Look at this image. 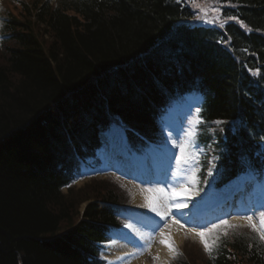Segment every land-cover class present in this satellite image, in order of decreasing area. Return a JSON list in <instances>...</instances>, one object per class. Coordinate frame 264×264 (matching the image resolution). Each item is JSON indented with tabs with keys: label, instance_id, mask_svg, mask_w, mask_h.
Instances as JSON below:
<instances>
[{
	"label": "trees",
	"instance_id": "trees-1",
	"mask_svg": "<svg viewBox=\"0 0 264 264\" xmlns=\"http://www.w3.org/2000/svg\"><path fill=\"white\" fill-rule=\"evenodd\" d=\"M221 1L251 32L237 21L217 32L187 25L176 0L0 1V264L99 263L124 189L61 188L114 120L143 152L160 141L164 108L201 93L199 145L213 121H239L224 136L215 129L219 182L264 167V0ZM224 232L211 254L186 243L173 264H264L249 227Z\"/></svg>",
	"mask_w": 264,
	"mask_h": 264
},
{
	"label": "snow or ice",
	"instance_id": "snow-or-ice-1",
	"mask_svg": "<svg viewBox=\"0 0 264 264\" xmlns=\"http://www.w3.org/2000/svg\"><path fill=\"white\" fill-rule=\"evenodd\" d=\"M188 4L191 5L193 9H197L196 19L202 20L205 23H213L219 24L220 28H223L227 21H237L242 27L246 28L248 31V26L244 24L243 20H240L236 16H229L226 20L221 19V5L217 7L215 4L208 2V0H186ZM219 2V0H217ZM231 39V38H229ZM226 42V41H225ZM246 51V49H245ZM201 111L200 108L196 109V112L199 113ZM196 123H202V121L197 117ZM217 124L224 123L222 121H217ZM191 136H195L196 133H189ZM264 140V137H261ZM172 145L176 148H179V156L176 157L177 165H189L190 162L199 163V152H192L190 149L193 147V144L190 140L177 142V140H172ZM196 171L198 169H193L192 175L188 179L189 187L181 186L179 189H171L166 191L162 187H153L143 189V192L146 193L145 200L146 203L143 205L147 209H149L152 213H155L156 216H159L161 220H165L172 213L173 208L177 211L180 209L187 207V204L183 201H186L191 196L198 195V190H195V185L197 182ZM208 175H212V170L209 168ZM247 221V225L251 230L256 233L260 241H264V211H260L258 213L259 223L257 224L253 215H247L244 217ZM173 223H178L175 219L172 221ZM126 227H131L130 225H126ZM169 227V225H166ZM181 227H183L181 225ZM238 225L230 224L227 220L221 221L219 224L212 225L211 228L206 229L204 231H194L189 229V231H194V234L200 237L201 243L204 246V249L209 254L212 253L214 246L218 244L220 239L217 232L221 229H225L224 234L226 235V229L228 228H236ZM163 239H161V243L168 247L169 252L176 254L177 249L175 247L174 242L171 240V237L168 234L162 232L161 233ZM151 237H149V240ZM112 243H115L112 241ZM150 246V244H149ZM124 255H131L130 253H125ZM157 259L159 257H156ZM117 260L122 259V257H117ZM111 264V262H109Z\"/></svg>",
	"mask_w": 264,
	"mask_h": 264
},
{
	"label": "bare ground",
	"instance_id": "bare-ground-1",
	"mask_svg": "<svg viewBox=\"0 0 264 264\" xmlns=\"http://www.w3.org/2000/svg\"><path fill=\"white\" fill-rule=\"evenodd\" d=\"M174 23V22H172ZM172 25V24H171ZM175 28H179L178 26H176ZM248 32V31H247ZM164 33V32H163ZM163 33H161L160 36H158L159 39L155 38L156 40L161 41V37L163 36ZM157 52H151V54L156 55ZM165 68V67H164ZM97 77V76H96ZM160 97V96H159ZM166 118L168 121H176L178 122H182L186 116L185 113H183L181 110H171L168 112V114H166ZM77 120V119H75ZM80 123V122H78ZM174 135V134H173ZM111 138L115 139L114 137L111 136ZM70 146H72V144L70 142H68ZM112 150L118 151L117 149L111 147ZM120 152V151H118ZM121 153V158H112V164H114L116 167L122 168V161L123 158L126 159V157L124 156V154L122 152ZM132 164H134L133 169L129 170L130 173H140L143 174L144 171L146 173H148L147 171V162H145L142 158H138L135 156H132V159H129V162ZM156 162V161H155ZM167 165L166 163H160L157 164V162L155 163V173L158 176H161L162 172L164 169H166ZM142 170V172H140ZM153 187H159L158 184L154 183ZM152 187V188H153ZM181 187V186H180ZM179 187V188H180ZM178 188V189H179ZM68 190H66L64 192V194H66ZM145 192H136L135 193V198L136 201L138 203H140L142 205L143 208H145L144 210V214L147 216H150L152 218H155L156 220H161V218L159 216H156L155 213H152L149 209H147L146 207H144L143 205L146 203L145 200ZM196 200V197H194ZM192 199V198H191ZM191 199H187L186 201H183L187 204V207H184L182 209H180L179 211H177L175 208H173V214L174 216H176V218L179 219V221H183L186 224H190V223H195V224H203L204 221L207 220V218L209 216L203 215V216H197L196 215V209L195 206H191L192 202L190 203ZM130 225L131 227H126V225H124L123 228H121L119 231L121 232L116 239H114L113 241L115 243H112V241L105 243V247L107 248V254H108V264L109 262H111V264H152L149 262L148 256L146 255H142L140 253V251L138 250V248L136 246H138L139 244H141L142 242H145V235H144V230L143 228L138 225V224H127ZM171 234H172V238L173 240H175L176 242H181V238L183 236V232L182 229L178 228L177 225L175 224L173 226V228H171ZM136 238L140 239L142 242H138L136 241ZM150 241V240H149ZM151 243V241H150ZM136 247V248H134ZM153 254V256L159 257L157 260H161V261H166L167 259H169L171 252H169L168 247L162 243H159V245H155L152 246L151 250L149 251ZM125 253H130L131 255H124ZM117 257H122V259L117 260Z\"/></svg>",
	"mask_w": 264,
	"mask_h": 264
},
{
	"label": "rangeland",
	"instance_id": "rangeland-1",
	"mask_svg": "<svg viewBox=\"0 0 264 264\" xmlns=\"http://www.w3.org/2000/svg\"><path fill=\"white\" fill-rule=\"evenodd\" d=\"M203 23V22H202ZM206 24V23H205ZM198 100V98L196 97V98H193L190 102H186V105H184V107L185 106H189L190 108H192V105H195V102ZM179 107L180 106H175L174 108L176 109V110H178L179 109ZM174 109V110H175ZM196 120H197V115H196V113L195 112H191V114H190V118H189V120L187 121V124H186V129H185V131H183L182 133H181V135H180V139H179V142H181V141H188V140H190L191 142H192V140H193V138H192V136L191 135H189V133H192V132H194V125H195V123H196ZM171 127H173V129L175 130L176 129V127H175V124L173 123V124H171ZM168 141L166 142V145L165 146H163V148L164 149H166V148H175L173 145H172V140H174V139H171L170 138V136H169V133H168ZM178 142V141H177ZM172 150V149H171ZM177 150H178V152H177V154L179 155L180 153H179V148H177ZM190 150H192V149H190ZM131 159H132V157H130ZM127 162H129L128 160H127ZM130 163V162H129ZM131 163H132V161H131ZM107 176V175H106ZM111 176H113V175H111ZM111 176H108V177H111ZM114 178H116L115 176H113ZM117 179V178H116ZM118 180V179H117ZM119 181H121V182H123L124 183V185L125 186H127L128 188H129V190H130V192H132V190L134 189V186H137V185H133L132 183H130V182H127L126 180H124V179H119ZM84 183V180H81V181H79V182H77V185H76V187L77 186H79V185H81V184H83ZM262 185H264V181L262 182ZM196 187V186H195ZM196 189V188H195ZM66 190L64 189V192H65ZM199 195V194H198ZM198 195H194V196H191V197H197ZM191 197H190V199H191ZM195 198H193L192 200H194ZM253 219H254V215H253ZM245 223H247V221L245 222ZM181 225H183V224H181ZM181 225H180V228H181ZM182 229H184V232H185V236H184V240L185 239H187V240H191L192 242L193 241H196V242H200L201 240H200V237L199 236H197V235H195L194 234V231H199V230H197L196 228H194V229H192V230H194V231H189L187 228H186V226L185 225H183V227H182ZM167 230V229H166ZM168 231V230H167ZM149 232V231H148ZM166 234H168V232H166ZM160 232L158 233V235H156L155 237H154V241H158L159 242V237H160ZM168 236H169V234H168ZM172 240V239H171ZM173 242H174V244H175V247H181V243H176L174 240H172ZM147 251H148V249L147 248H145V249H142L141 250V252L142 253H144V254H147ZM102 255L104 256V258H106V259H108V254H107V249L106 250H103L102 251ZM171 257V256H170ZM149 259H150V262L152 263V264H163V263H161V262H159V261H156L153 257H151V256H149L148 257ZM167 262V261H166ZM165 262V263H166ZM170 261H168L167 263H169ZM171 263V262H170Z\"/></svg>",
	"mask_w": 264,
	"mask_h": 264
}]
</instances>
